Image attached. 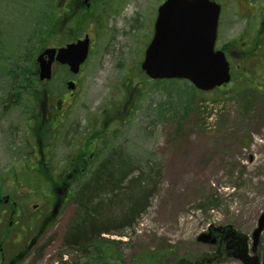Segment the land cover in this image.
<instances>
[{
	"label": "rangeland",
	"instance_id": "rangeland-1",
	"mask_svg": "<svg viewBox=\"0 0 264 264\" xmlns=\"http://www.w3.org/2000/svg\"><path fill=\"white\" fill-rule=\"evenodd\" d=\"M230 1L221 13L215 47L225 49L230 82L233 73L235 80L227 87L193 93L190 102L185 101L188 83L156 85L140 70L151 27L123 26L118 19L103 27H86L92 48L79 73L72 75L56 64L51 80L45 82L51 99L64 95L63 106L70 109L55 137L50 170L39 168L45 176L21 168L31 152L24 147L30 141L27 133L38 131L37 124L28 121L34 103L23 94L15 100L16 88L0 78V194L3 201L8 198L0 206V264L69 261L63 235L74 206L62 193L61 177L81 154L79 139L91 143L93 155L107 151L100 139L89 140L102 127L106 136L116 135L114 149L136 161L162 164L160 186L138 225L123 236L105 235L127 242L121 250L122 264L260 262L264 231L262 245L253 252L251 235L264 212V5L238 10ZM46 2L0 0V15L9 20L4 44L15 45L18 53L30 48V34L45 10L37 7ZM23 57L24 66L30 67V59ZM6 59L17 67L12 56ZM68 80L76 85L71 95ZM249 90L253 103L246 113ZM12 101L18 104L10 106ZM15 145L22 151H15ZM52 185L61 194L51 195ZM57 200L60 204L50 215L49 206Z\"/></svg>",
	"mask_w": 264,
	"mask_h": 264
},
{
	"label": "trees",
	"instance_id": "trees-1",
	"mask_svg": "<svg viewBox=\"0 0 264 264\" xmlns=\"http://www.w3.org/2000/svg\"><path fill=\"white\" fill-rule=\"evenodd\" d=\"M11 1L16 3V0ZM46 1L45 7L41 3L40 6L36 5L38 9H45L44 15L38 16L37 28L30 34L31 42L29 44L31 47L24 49L23 53H18L15 45L4 44V31L8 29L7 22L9 20L5 21L0 15V53L8 54L5 57L0 54V76H2L0 78L8 80L10 89L16 88L14 89L16 90L15 100L23 94L29 96L28 98L39 108H41L42 102L48 99L49 93L47 83L38 79L34 53H38L50 43L61 46L81 34V0H77L76 3L75 0H67V3L66 0L64 2L62 0ZM254 43L256 48L258 41ZM35 44L37 47L34 48ZM222 50L225 51V49ZM23 55L30 59L29 61L32 63L30 67L24 66L26 58ZM10 56L17 63V67L8 65L9 59L6 58ZM2 60L4 61L2 62ZM232 78L235 80L234 73ZM176 82L188 83L183 80L153 81L156 85ZM188 90L185 92L186 102L193 100V93L200 92L189 83ZM250 91H248V99L244 106L246 113L251 109L253 103V97L249 96ZM14 102L12 101L10 106L18 104ZM5 106L7 107V105ZM33 107L35 108V105ZM38 112H33V115L37 116H33L30 121L34 123V118L37 117V123L40 124L42 115ZM121 118H118L119 122H122ZM113 120L115 121V119ZM97 132L89 140L100 139L104 147L102 149L107 148V151H96L92 159H89V155L86 154L84 156L86 162L82 167L81 157L83 155L78 154L77 158L72 160L76 163V169L69 165L67 174L63 172L65 175L61 177L62 181L67 184V187L62 188V193L74 206L73 216L63 235V247L70 259L61 264H108L109 262L122 264L121 250L127 245V242L110 239L105 235L123 236L126 230L134 229L141 216L150 207L161 183L162 164L160 161L145 158L136 161L124 151L114 149L112 143L117 138H115L116 135L106 136L107 130L104 127ZM92 151H94L93 148ZM26 156L29 158V154ZM22 171L46 175L40 170L30 169L29 164L22 168ZM56 188V185L51 186V195L57 191ZM66 188L69 189L67 195L65 194ZM57 193L61 194L60 191ZM4 199L5 201L0 194V206L2 203H8H6L8 198ZM59 204L60 200H57L54 205L56 207ZM262 250H264V246Z\"/></svg>",
	"mask_w": 264,
	"mask_h": 264
},
{
	"label": "water",
	"instance_id": "water-1",
	"mask_svg": "<svg viewBox=\"0 0 264 264\" xmlns=\"http://www.w3.org/2000/svg\"><path fill=\"white\" fill-rule=\"evenodd\" d=\"M220 8L207 0H167L159 9L154 34L145 49L141 70L152 80L179 79L195 89L209 92L230 79V66L224 52L215 50ZM89 39L77 40L59 48H46L37 57L39 79L50 80L52 64L66 65L72 75L88 55ZM74 90L75 84L67 82ZM264 230V212L252 232L255 251ZM207 241L206 237H199ZM264 264V254L261 263Z\"/></svg>",
	"mask_w": 264,
	"mask_h": 264
},
{
	"label": "flooded vegetation",
	"instance_id": "flooded-vegetation-1",
	"mask_svg": "<svg viewBox=\"0 0 264 264\" xmlns=\"http://www.w3.org/2000/svg\"><path fill=\"white\" fill-rule=\"evenodd\" d=\"M166 1L167 0H81V34L76 38H81L82 40L85 36H88L90 38V51L92 48V37L89 33L86 32V27H103L111 20L116 19L120 20L123 23V26L125 24L126 26H131L133 24L139 25L140 23H143V25H145L146 27H151L152 36L158 11ZM207 1L219 6V25L221 13L225 11L231 1ZM233 3L236 9L239 10L240 8H245L248 11L251 8H254L256 10L257 8L262 7L264 5V0H233ZM252 5H254L255 7H252ZM54 66H56V64H53V68ZM69 94L71 95V93ZM63 98L64 95L61 96V98L58 97V99L53 100L51 99V95L49 93L48 99L42 102L41 108L36 106V104L34 103V113L36 111H39L38 113L42 115V119L40 121V124L37 123V117L34 118V123L28 120L33 125L37 124L38 131L36 133H27L30 141L26 142L24 147L28 148L27 151L31 152L29 153V158L23 161L24 164L21 168H25V166L29 164L30 169H35L36 171L39 170V168H45L48 171L50 170L49 166L52 163L50 161L51 152L54 151V148L56 147L55 137L60 134V129L65 122L66 112L70 111V109H68V106H63ZM33 116L37 115L35 114ZM16 138L18 137L14 136V140H16ZM31 141H33V143H31ZM90 144L91 143H89V145H85L83 142H81V139H79V141L77 142V151H81V156L83 155L81 157V167L86 162V158L84 157L86 154L89 155V159H92L93 157V147L90 146ZM14 147L15 151H22L21 145H15ZM71 162L72 163L69 162V165L72 168L76 169V163H74L73 161ZM67 176L69 178L70 174ZM60 186L67 187V184L65 181L61 180ZM11 224L12 223L10 222L9 225Z\"/></svg>",
	"mask_w": 264,
	"mask_h": 264
}]
</instances>
